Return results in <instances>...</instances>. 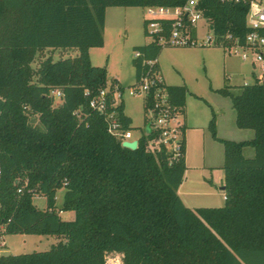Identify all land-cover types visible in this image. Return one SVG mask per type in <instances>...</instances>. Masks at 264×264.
I'll return each instance as SVG.
<instances>
[{
	"label": "trees",
	"instance_id": "obj_1",
	"mask_svg": "<svg viewBox=\"0 0 264 264\" xmlns=\"http://www.w3.org/2000/svg\"><path fill=\"white\" fill-rule=\"evenodd\" d=\"M186 0H0V235H54L50 249L0 254V264H105L108 252L124 253V264H264V74L229 97L239 128L254 137L220 138L216 115L212 137L224 145L225 204L190 208L179 195L185 160L170 165L164 153L130 149L108 129L105 114L91 106L108 88V111L123 131L132 129L122 100L113 106L114 78L91 62L89 50L105 43L107 8L179 5ZM216 34L242 41L248 3L201 0ZM77 48L79 54L46 58L34 70L39 50ZM155 40L135 47L136 77L144 61L157 60ZM37 76L38 80L33 81ZM172 101L186 105L188 86L167 85ZM62 91L60 97L52 90ZM57 105H54V102ZM24 105L40 113L34 126ZM185 112V110H184ZM255 148L246 157L244 148ZM65 188L57 206V190ZM46 197L45 209L33 203ZM61 211H73L65 220Z\"/></svg>",
	"mask_w": 264,
	"mask_h": 264
},
{
	"label": "rangeland",
	"instance_id": "obj_2",
	"mask_svg": "<svg viewBox=\"0 0 264 264\" xmlns=\"http://www.w3.org/2000/svg\"><path fill=\"white\" fill-rule=\"evenodd\" d=\"M147 9L140 6H112L107 8L104 31L105 43L101 47H92L89 50L91 62L95 66L107 68L108 79L114 78L126 87L136 81V68L133 60L136 56L135 47L149 43L152 37L147 34L145 21ZM205 20L201 22L204 23ZM206 32V29H203ZM204 34V33H203ZM202 34V35H203ZM252 56L250 50H247ZM244 50L230 53L219 46H182L163 47L158 56V62L162 73L169 85H188L186 96L188 114L200 122L211 119L212 113L227 115L231 108L229 97L223 96L216 88L229 85L234 91H238V85L252 83L257 76L263 73L261 64L253 65L251 57L248 60L242 58ZM79 54L77 48H46L39 50L32 62L34 70H38L41 63L48 57L54 61ZM38 80L37 76L33 81ZM133 83V84H134ZM125 113L132 119L133 138L140 136L144 126V110L141 97L131 95L128 90L124 94ZM57 105V102H54ZM24 112L28 120L34 126L42 128L40 113L24 105ZM203 132V131H198ZM208 132V129H207ZM252 132V130H250ZM247 137V136H246ZM203 133H196L193 140L194 158H201L202 150L207 145L204 142ZM215 142V141H213ZM206 143V145H204ZM217 150L220 151L222 144L216 141ZM246 157H254L255 148H244ZM199 157V158H198ZM65 188L57 190V206L60 207L64 200ZM33 203L40 209H45L47 200L44 195L35 194ZM65 220L74 218L73 211H61ZM0 254H21L34 251H44L57 243L58 238L54 235L43 234H4L0 236ZM5 241V243L3 242ZM120 256L124 264V253L119 251L110 252ZM109 254V255H110Z\"/></svg>",
	"mask_w": 264,
	"mask_h": 264
},
{
	"label": "built area",
	"instance_id": "obj_3",
	"mask_svg": "<svg viewBox=\"0 0 264 264\" xmlns=\"http://www.w3.org/2000/svg\"><path fill=\"white\" fill-rule=\"evenodd\" d=\"M224 3H248L246 25L250 29L242 41L232 34H216L201 7V0H186L179 5H150L147 9L146 32L162 47L182 46H219L230 53L244 50L242 58L252 59L253 65L259 63L264 74V0H220ZM205 20L204 23L201 21ZM206 29V32H203ZM204 33V34H203ZM203 34V35H202ZM250 50L252 56L247 51ZM140 52L136 51L138 57ZM145 69L136 77L134 84L121 89L115 84L113 90V106L120 103L125 92L141 97L144 110V126L139 137L133 138L132 130L123 131L116 111H108L106 93L109 87L92 99L91 106L101 114H105L108 129L123 141L144 140L147 152L155 155L162 154L170 165L185 160L186 157V125L184 107L175 104L168 90L164 75L157 60L144 61ZM56 97L62 95L59 89L52 90ZM1 174V167H0ZM2 236V235H0ZM2 239V238H0ZM113 253V252H112ZM105 256V264H123L118 255Z\"/></svg>",
	"mask_w": 264,
	"mask_h": 264
},
{
	"label": "crops",
	"instance_id": "obj_4",
	"mask_svg": "<svg viewBox=\"0 0 264 264\" xmlns=\"http://www.w3.org/2000/svg\"><path fill=\"white\" fill-rule=\"evenodd\" d=\"M252 72L253 74H256L255 71ZM133 83H130V85ZM182 84L187 85L186 82ZM230 107L231 108H228L229 110L226 116L225 114H222L221 116V113L215 114L218 136L220 138L236 141L252 139L254 137V131L252 129L239 128L236 124V111L233 108L232 103ZM184 110L186 125V170L183 182L179 187V195L185 205L190 208L223 206L226 200L224 181L225 172L223 169L225 159L224 145L220 142L222 146H219L220 151L217 150L215 143L218 140H215L212 137L209 129L210 119L208 120L205 118L203 122H200L199 120L190 117L188 114L187 102L184 106ZM250 130H252V132H250ZM196 133H203V138L208 145L203 148L201 158L198 157L199 159L194 158L192 147ZM206 143L204 145H206ZM3 242L5 243V241Z\"/></svg>",
	"mask_w": 264,
	"mask_h": 264
},
{
	"label": "water",
	"instance_id": "obj_5",
	"mask_svg": "<svg viewBox=\"0 0 264 264\" xmlns=\"http://www.w3.org/2000/svg\"><path fill=\"white\" fill-rule=\"evenodd\" d=\"M122 145L124 147L130 148V149H136L138 146V141L137 140H132V141H123Z\"/></svg>",
	"mask_w": 264,
	"mask_h": 264
}]
</instances>
